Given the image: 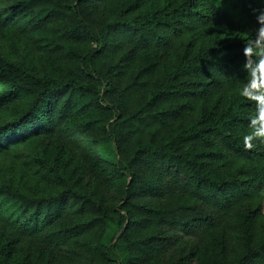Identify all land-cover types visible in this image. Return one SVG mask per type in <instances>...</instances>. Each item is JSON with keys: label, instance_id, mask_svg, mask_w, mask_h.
Listing matches in <instances>:
<instances>
[{"label": "trees", "instance_id": "1", "mask_svg": "<svg viewBox=\"0 0 264 264\" xmlns=\"http://www.w3.org/2000/svg\"><path fill=\"white\" fill-rule=\"evenodd\" d=\"M260 11L0 0V264H264V143L236 90Z\"/></svg>", "mask_w": 264, "mask_h": 264}, {"label": "clouds", "instance_id": "2", "mask_svg": "<svg viewBox=\"0 0 264 264\" xmlns=\"http://www.w3.org/2000/svg\"><path fill=\"white\" fill-rule=\"evenodd\" d=\"M256 19L260 25L256 38L247 40L243 50L247 75L243 80L236 81L239 94L256 106V116L250 120V125L260 124L259 128L244 137L247 147L252 146L253 139L264 143V11H260Z\"/></svg>", "mask_w": 264, "mask_h": 264}, {"label": "rangeland", "instance_id": "3", "mask_svg": "<svg viewBox=\"0 0 264 264\" xmlns=\"http://www.w3.org/2000/svg\"><path fill=\"white\" fill-rule=\"evenodd\" d=\"M97 150L99 155L105 159L106 161L109 162H115L117 160V155L115 148L111 142H105L101 143L97 146ZM262 194L264 196V188L262 190ZM263 210H264V205H263ZM117 234V230L115 226H110L108 232L105 235L104 241L109 242L114 239V237Z\"/></svg>", "mask_w": 264, "mask_h": 264}]
</instances>
